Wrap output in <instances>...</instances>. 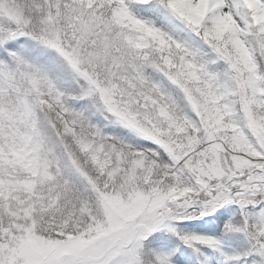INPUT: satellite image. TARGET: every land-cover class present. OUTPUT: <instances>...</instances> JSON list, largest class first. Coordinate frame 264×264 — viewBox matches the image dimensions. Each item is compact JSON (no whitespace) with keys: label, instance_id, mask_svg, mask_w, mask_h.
<instances>
[{"label":"snow or ice","instance_id":"snow-or-ice-1","mask_svg":"<svg viewBox=\"0 0 264 264\" xmlns=\"http://www.w3.org/2000/svg\"><path fill=\"white\" fill-rule=\"evenodd\" d=\"M0 264H264V0H0Z\"/></svg>","mask_w":264,"mask_h":264}]
</instances>
